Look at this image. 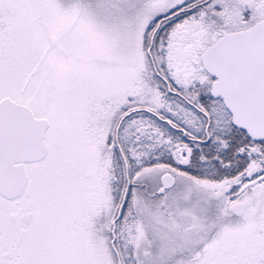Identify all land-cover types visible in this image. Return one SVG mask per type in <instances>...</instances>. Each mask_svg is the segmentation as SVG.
I'll return each instance as SVG.
<instances>
[{"label": "snow or ice", "instance_id": "snow-or-ice-1", "mask_svg": "<svg viewBox=\"0 0 264 264\" xmlns=\"http://www.w3.org/2000/svg\"><path fill=\"white\" fill-rule=\"evenodd\" d=\"M0 264H264V0H0Z\"/></svg>", "mask_w": 264, "mask_h": 264}]
</instances>
